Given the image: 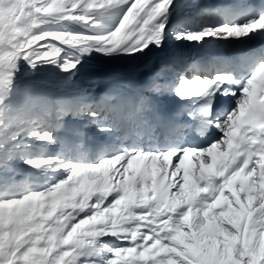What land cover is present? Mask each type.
Masks as SVG:
<instances>
[{
    "label": "snow or ice",
    "instance_id": "obj_1",
    "mask_svg": "<svg viewBox=\"0 0 264 264\" xmlns=\"http://www.w3.org/2000/svg\"><path fill=\"white\" fill-rule=\"evenodd\" d=\"M256 37L264 7L0 0V264H264V48L191 78L178 68L181 126L147 119L158 85L125 111L18 83L48 69L70 80L169 41ZM69 116L82 122L66 147L56 130Z\"/></svg>",
    "mask_w": 264,
    "mask_h": 264
},
{
    "label": "bare ground",
    "instance_id": "obj_2",
    "mask_svg": "<svg viewBox=\"0 0 264 264\" xmlns=\"http://www.w3.org/2000/svg\"><path fill=\"white\" fill-rule=\"evenodd\" d=\"M169 42H175L176 44H166L163 50L154 49L147 56H141L136 60H120L102 65L94 64L96 69L102 70L99 72L102 76L100 78H92L88 82V88H92V97H96L99 101H103L105 97H111L115 105L121 107L125 111H130L131 103L135 100L138 101L142 95L146 94V90L153 81L150 77L152 76V70L157 66L170 65L171 68H175L176 70L182 67L185 70V73H188V70H190V75L188 73L187 76L191 78L193 75V69L197 68V64L191 61V58L185 52V48L192 45L208 44V42ZM179 62L181 66L176 65ZM211 69H215V67H212ZM211 69H208V71L211 72ZM167 78H169V73L166 74V79ZM164 89L166 90L167 88ZM164 96L167 102L175 103L179 108L187 106V103L177 98L172 90L164 91ZM154 98L157 99V95ZM157 110L158 109L155 107L154 103L153 110L146 114L147 119L154 126L161 122ZM112 119L120 120V117L113 115ZM121 123L123 126L125 125V130L131 128V124ZM58 136H60L64 142H67L66 144L69 147L71 146L70 138L67 137L64 132L61 131L58 133ZM98 139L99 138H88L89 149H91V146L94 143L98 142ZM124 139H127V136L124 137Z\"/></svg>",
    "mask_w": 264,
    "mask_h": 264
},
{
    "label": "rangeland",
    "instance_id": "obj_3",
    "mask_svg": "<svg viewBox=\"0 0 264 264\" xmlns=\"http://www.w3.org/2000/svg\"><path fill=\"white\" fill-rule=\"evenodd\" d=\"M167 44L175 45L176 43L169 42ZM156 69L157 72L154 74V78L156 79L153 85H158L160 88L171 86L170 89L174 91L179 82V74L177 70L175 68H171L170 65L157 66ZM98 70L102 71L101 69H96L93 64L90 65L86 71H83L73 79L66 80L57 70L48 69L42 70L35 75L22 76L18 83L30 85L32 87L31 91H29L30 93L38 95L49 102L60 97H75L77 95L84 94L88 102L98 103L101 101L96 99V97L94 98V96L92 97V88H88V82L92 78H100L102 76ZM167 72L169 73V78L166 79V74H168ZM184 74L186 75L187 73L184 72ZM158 97L160 99L163 98L162 91L158 93ZM93 100H95V102H93ZM81 122L82 121L79 120H73V118L69 116L65 118L64 126L57 128L56 135L66 147L69 146L62 140L60 136H58V132L64 131L70 138L71 128ZM89 137L93 138L92 136Z\"/></svg>",
    "mask_w": 264,
    "mask_h": 264
},
{
    "label": "trees",
    "instance_id": "obj_4",
    "mask_svg": "<svg viewBox=\"0 0 264 264\" xmlns=\"http://www.w3.org/2000/svg\"><path fill=\"white\" fill-rule=\"evenodd\" d=\"M19 86L24 89V90H27L28 92L31 91L32 87L30 85H27V84H20L19 83Z\"/></svg>",
    "mask_w": 264,
    "mask_h": 264
}]
</instances>
